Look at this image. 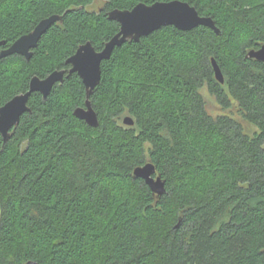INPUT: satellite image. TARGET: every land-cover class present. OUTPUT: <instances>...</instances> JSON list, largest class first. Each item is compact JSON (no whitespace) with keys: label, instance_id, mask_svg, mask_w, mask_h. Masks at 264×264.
<instances>
[{"label":"trees","instance_id":"trees-1","mask_svg":"<svg viewBox=\"0 0 264 264\" xmlns=\"http://www.w3.org/2000/svg\"><path fill=\"white\" fill-rule=\"evenodd\" d=\"M93 1L0 0V50L63 16L29 61L0 57V107L65 70L0 136V264H264V62L247 57L264 44V0H182L220 32L167 25L114 47L90 126L74 115L86 94L66 59L86 41L102 49L119 29L110 10L168 0ZM147 162L161 195L133 175Z\"/></svg>","mask_w":264,"mask_h":264},{"label":"water","instance_id":"water-1","mask_svg":"<svg viewBox=\"0 0 264 264\" xmlns=\"http://www.w3.org/2000/svg\"><path fill=\"white\" fill-rule=\"evenodd\" d=\"M61 14H52L41 19L34 28L21 35L12 44L0 50V57L11 54L22 55L27 61L33 55L41 35L55 22L62 21ZM108 18L119 24L118 31L108 39L101 50H96L90 41L80 44L75 52L70 55L65 63L70 65L67 74L76 72L85 88V104L74 109V115L84 120L90 126L98 125V116L94 110L89 96L98 85L101 77V62L108 59L116 46H121L128 40H139L140 37L159 29L162 26L172 25L179 30H191L199 25L207 26L219 33L210 16L200 15L197 9L182 0L155 1L151 4L139 2L130 9L115 8L108 12ZM3 42H0V45ZM247 57L264 62V44L257 49L247 52ZM214 76L223 82V73L214 58L211 59ZM64 69H55L45 77L34 75L30 78L28 89L16 94L0 107V136L3 141L10 138L11 129L16 126L24 112H30L28 98L33 92H40L45 98L55 83L63 81ZM123 123L132 125L133 118L129 115L123 118ZM133 175L145 181L151 191L161 195L165 192V182L160 174L156 173L151 162L137 166ZM27 264H35L28 262Z\"/></svg>","mask_w":264,"mask_h":264},{"label":"rangeland","instance_id":"rangeland-1","mask_svg":"<svg viewBox=\"0 0 264 264\" xmlns=\"http://www.w3.org/2000/svg\"><path fill=\"white\" fill-rule=\"evenodd\" d=\"M104 1L103 0H94L87 9L97 11L102 5ZM211 106V105H210Z\"/></svg>","mask_w":264,"mask_h":264},{"label":"clouds","instance_id":"clouds-1","mask_svg":"<svg viewBox=\"0 0 264 264\" xmlns=\"http://www.w3.org/2000/svg\"><path fill=\"white\" fill-rule=\"evenodd\" d=\"M9 75H11V70L9 71Z\"/></svg>","mask_w":264,"mask_h":264}]
</instances>
